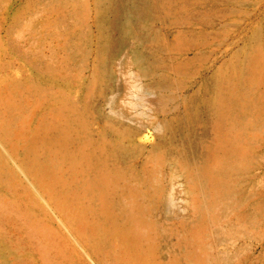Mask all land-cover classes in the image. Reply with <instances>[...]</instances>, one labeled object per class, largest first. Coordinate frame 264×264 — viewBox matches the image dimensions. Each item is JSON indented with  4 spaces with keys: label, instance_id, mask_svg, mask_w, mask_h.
Here are the masks:
<instances>
[{
    "label": "rangeland",
    "instance_id": "obj_1",
    "mask_svg": "<svg viewBox=\"0 0 264 264\" xmlns=\"http://www.w3.org/2000/svg\"><path fill=\"white\" fill-rule=\"evenodd\" d=\"M232 65L233 111L243 85L259 106L224 150L206 101ZM147 251L264 264V0H0V264Z\"/></svg>",
    "mask_w": 264,
    "mask_h": 264
},
{
    "label": "bare ground",
    "instance_id": "obj_2",
    "mask_svg": "<svg viewBox=\"0 0 264 264\" xmlns=\"http://www.w3.org/2000/svg\"><path fill=\"white\" fill-rule=\"evenodd\" d=\"M237 68V66H229L226 70H219L216 75L214 81H212V90L213 95L209 98L207 102V107L211 113L216 116V124L218 126L220 139L223 142V149L228 150L232 149L234 145L238 142L241 144L243 143L244 139H239L231 136L228 133L229 122L227 121L232 116H237L239 124L243 128H247L249 126V122L246 121V115L253 113L256 109H258L257 102L250 98V93L248 91L247 85H243L240 89L236 91L237 94V107L238 112L236 113L233 111L231 107V101L228 96V93L224 90L230 91V84L228 83L229 76L231 73ZM252 70L255 76H258L261 73V69L259 64L256 61H250L245 66V70ZM253 74V75H254ZM236 101V100H235ZM241 141V142H240ZM240 147L246 146L245 143L242 145H237ZM216 165L206 164L205 166L200 167V182L201 184L206 183L207 181H213L216 179V170L219 168L218 163ZM120 237L123 241L129 242L128 234L127 233H120ZM139 256L136 252L133 253L134 260H143L145 264H149L152 257V252L147 251V253L142 257Z\"/></svg>",
    "mask_w": 264,
    "mask_h": 264
}]
</instances>
